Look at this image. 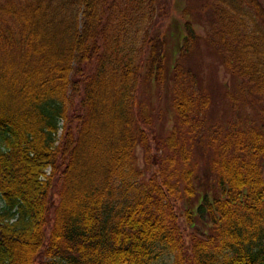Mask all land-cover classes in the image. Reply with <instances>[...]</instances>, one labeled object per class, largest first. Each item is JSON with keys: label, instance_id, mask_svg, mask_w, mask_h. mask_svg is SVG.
<instances>
[{"label": "trees", "instance_id": "1", "mask_svg": "<svg viewBox=\"0 0 264 264\" xmlns=\"http://www.w3.org/2000/svg\"><path fill=\"white\" fill-rule=\"evenodd\" d=\"M199 40L236 80L226 121ZM263 100L264 0H0V264H264Z\"/></svg>", "mask_w": 264, "mask_h": 264}, {"label": "rangeland", "instance_id": "2", "mask_svg": "<svg viewBox=\"0 0 264 264\" xmlns=\"http://www.w3.org/2000/svg\"><path fill=\"white\" fill-rule=\"evenodd\" d=\"M171 28H174V25L171 26ZM197 29L198 31H201L199 28ZM169 45L170 46L166 50V53L168 55L167 63L170 67L174 63L175 57L171 55V41ZM185 64L190 66L196 73L199 83L205 87L206 91L210 95L211 102L207 110V118L211 122L226 121L230 116H232L227 92L233 89L236 84L234 77L225 71L218 57L203 40H199V42L194 45L190 53L185 56ZM168 74L167 84L165 87L160 88V90L163 89L160 96H158V93L153 94L150 99L151 102H149L151 105L150 108H154L155 110L154 112L149 110V112L152 113V119L158 126V133L162 135L169 133L172 127L173 119V108L171 105L172 92L170 88L172 73L169 72ZM260 103L264 107V100ZM150 140L153 141L151 135ZM136 152L139 160H141L143 148L138 145ZM196 158L198 161L199 176L196 183L199 185V189L204 191L207 189L210 190L213 183V177L208 171L207 158L199 155V152H196ZM179 218L182 220L184 217L183 215H180ZM196 225L199 227V229H197L199 233L206 231V226L202 223L196 222ZM190 230L193 231L192 229ZM34 264H38V262H35Z\"/></svg>", "mask_w": 264, "mask_h": 264}]
</instances>
